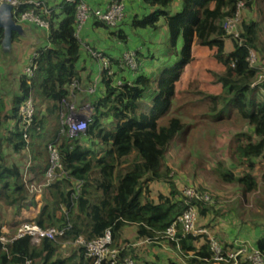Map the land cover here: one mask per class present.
<instances>
[{
  "label": "trees",
  "instance_id": "trees-1",
  "mask_svg": "<svg viewBox=\"0 0 264 264\" xmlns=\"http://www.w3.org/2000/svg\"><path fill=\"white\" fill-rule=\"evenodd\" d=\"M51 1L44 2L50 9L45 18L48 36L46 45L37 49L33 77L21 76L16 92L0 97V223L13 232L23 223H33L41 229L56 228L64 233L55 241L41 239L33 244L25 236L0 244V264H92L83 248L74 246L64 255L61 246L79 237L93 241L106 231L110 232L111 246L120 249V258L130 256L138 262V255L125 248L129 245L126 241H121L126 226L136 227L138 239L167 241L177 247L185 264H213L207 236L193 237L178 223L173 238L166 236V230L177 222L187 204L197 208L199 219L205 220L201 227L209 229L218 221L221 225L228 213L250 219L255 228L254 248L264 256V171L259 177L254 173L264 162V82L254 84L259 69L249 68L246 61L251 50L257 54V68L264 67V41L260 39L258 23L244 17L239 39L227 36L223 29L238 3L249 11L255 0H140L149 12L137 11L128 16L125 9V19L114 29L91 17L88 23L106 30L117 42V54L112 57L102 52L111 63L113 75L101 74L96 92L78 99L80 103L88 101L93 108L91 122L78 138H70L61 125L60 102L70 103L71 93H79L72 84L83 89L93 82L96 71L85 65L83 53L89 59L90 55L75 37L76 4ZM174 3L179 8L171 14L169 9ZM31 9L29 4L18 7L19 12ZM161 20L167 30L165 48L171 58L167 67L156 69L157 75L154 70L147 76L142 67L145 44L141 40L132 46L129 39L131 35L138 38L141 31L155 33ZM16 38L14 33L12 42ZM227 39L230 50L225 48ZM193 46L214 50L215 60L224 69L213 75L219 94H204V100L212 102L219 118L205 114L201 118H213L220 122L218 128L222 125L234 132V146L229 149L231 168L218 160L209 170L221 183L238 186L239 194L229 203L208 192L210 203H187L173 182L175 174L166 165L170 143L177 134L192 127L175 115L166 122L161 120L175 101V87L184 67L192 61ZM124 49H136L138 71L131 73L121 66ZM116 80H121L122 86L117 87ZM187 89L197 98L202 94L195 83ZM1 91L0 84V95ZM29 97L34 113L26 141L19 111ZM48 144H54L64 175L43 188L41 199L35 201L26 188L21 168L7 163L3 149L9 148L15 154L27 150L34 163L28 170L29 181L36 183L43 180L49 166ZM237 170L240 171L235 174ZM160 182L167 186V194L153 197L150 186ZM36 209L32 218H23ZM200 239L203 243L196 246ZM218 244L223 256L231 253L227 243Z\"/></svg>",
  "mask_w": 264,
  "mask_h": 264
},
{
  "label": "built area",
  "instance_id": "built-area-1",
  "mask_svg": "<svg viewBox=\"0 0 264 264\" xmlns=\"http://www.w3.org/2000/svg\"><path fill=\"white\" fill-rule=\"evenodd\" d=\"M67 2L76 4V16H75V37L77 39L80 32L82 31L85 24L91 19V17L96 18L98 21L104 23L109 28H117L121 25L125 19V0H111L109 4L102 9L91 8L86 0H66ZM6 3L12 6V19L15 24L18 25H31L37 29L44 30L48 32V22L45 19L50 15V9L45 5L44 2L28 0L24 2H19L17 0H0V4ZM22 4H29L33 6V9L27 12H19L18 7ZM245 10L243 3H238L236 6V11L234 15L225 20L223 23V29L227 36L232 39H239L240 36V25L243 20L242 13ZM136 50H127L122 53V64L123 68H127L131 73L138 71L139 64L136 61ZM138 51V50H137ZM89 55L97 62V76L92 82V85L86 89L81 90L72 84V89H77L81 94H86L91 96L97 90L98 81L101 74H106L107 76L113 75V70L111 68V63L109 60L100 52H95L88 50ZM38 53L35 52L30 58L27 67L24 69L22 76L27 78H32L33 73L36 69L35 59ZM249 68L259 69L258 75L255 81V85H259L264 82V67L257 68V57L256 54L249 50L246 59ZM123 82L121 80H116L115 85L117 87L122 86ZM71 98H75V93H71ZM70 98V99H71ZM77 101H79L77 99ZM33 100L29 97L24 105L19 111V115L24 124L23 127V138L27 141L26 130L30 126L34 107ZM70 101L67 102L62 100L60 102L61 111L59 113V121L62 126L67 129V135L70 138H78L84 135L87 125L91 122L93 115V108L88 104L79 105ZM48 163L49 166L44 172L43 181L38 187L32 184H25L26 188L31 196H37L43 188L51 185L57 179H61L64 175L61 171V166L59 163L58 152L54 144H48L47 146ZM182 196L187 200H196L198 202L210 203V195L206 192H201L199 189L194 187H188L182 191ZM199 213L194 205L187 204L186 209L182 215L177 219V222L172 224L166 230V236L168 239H172L176 232L177 223L182 226L185 233L191 234L193 237L196 236H207L210 244L211 251L213 252L212 260L213 264H239L241 260L239 257H243L244 250L239 246L234 252L229 253L227 256H223V251L216 242V240L210 236L205 228H200L197 225V220ZM64 230H58L56 228L41 229L33 223H23L16 230L15 234L10 236V231L8 228L0 224V244L5 245L13 240L20 239L22 237H30L33 244H37L41 239H48L50 241H55L57 238L62 237ZM67 245H73L75 247H81L85 250L86 257L92 260V264H138L130 256L120 258V249L112 247V241L110 232L106 231L104 236L97 238L93 241H85L83 238L79 237L72 242H66ZM131 248L132 246L125 245V248ZM129 250V249H128ZM243 264H264V256H262L256 249H251L250 254L242 259ZM25 264H31L30 261H26Z\"/></svg>",
  "mask_w": 264,
  "mask_h": 264
},
{
  "label": "rangeland",
  "instance_id": "rangeland-1",
  "mask_svg": "<svg viewBox=\"0 0 264 264\" xmlns=\"http://www.w3.org/2000/svg\"><path fill=\"white\" fill-rule=\"evenodd\" d=\"M33 1H40V0H33ZM42 2H45V0ZM245 17H246L245 19L248 20V17L247 16ZM158 26L159 27L156 30L155 34L158 37V39H161L160 46L166 47V39L163 38L165 30H163V28L160 29L162 27L161 22L159 23ZM258 26H259L258 29H259L260 39L264 41V23H260L258 24ZM39 36H41V34H39ZM92 40L93 38H91V41ZM12 54L8 56L7 53L3 57L7 58L5 60H9V62L11 63L12 61H14V55ZM170 58L171 55L170 53L167 52V55L164 57V63L162 64V66H160V69L167 67L166 63L167 60ZM0 69H1V64H0ZM8 72H9V76H6L8 80L6 79L5 82H0L1 85H3V83H6V81L9 82L11 79L16 78L15 76L20 71L16 66L15 68H12ZM157 74H158V70H156L155 72V75ZM1 81H4L2 79V76H1ZM186 81L187 80L185 79L183 81H179L176 84L175 96H174L175 101L171 106L167 115L162 118L161 122H166L167 119H169V117H173L175 115L176 117L177 116L181 117L182 120H184V122L187 123V125L190 124L192 125V127H189L185 131L177 134L174 140L170 143L169 151L166 155V165L175 174L173 182L181 194L184 189L188 187H194L200 190L202 189L206 193L208 192L209 194L218 196L222 200L225 201L227 200V203H229V201L231 200L233 201L234 198L237 197V195L239 194L238 186L234 184L221 183L220 180L216 179L214 176L210 174L209 170L212 167L216 166V161L218 160L225 162L227 164V168L230 167L231 161L229 159V149L230 146H234V141L232 136L234 134V132L232 133L233 129L230 130L229 127L222 128V125L221 128H218L220 122L213 121V118H207V119L201 118V116H203L202 114H205L208 117L216 116V118H219L217 114L219 112H217V109H214V106L212 107L211 101H208V99L204 100V94L206 95L207 92L203 91L202 87H198L197 85L198 91L202 93L201 95H199V98H197L196 95H192L191 93H188L190 90L186 92L188 90L187 89L188 83L184 85ZM89 85L91 86L92 83ZM4 94L5 92L1 93L0 97H3ZM10 94L11 92L8 95ZM211 94L214 95L219 94L218 87H216L215 92ZM81 95H83L81 94V92L75 93V98H71L70 101L75 104L77 103L79 105L88 104L90 107H92L88 101H85L83 103L77 101V99L80 98ZM194 101L196 102V104H194ZM174 111H177L178 113ZM225 111L228 112L229 109H226ZM231 112L235 114L233 110ZM223 115L225 116L226 114L223 113ZM224 119L225 121H229V118L228 119L224 118ZM224 122L221 123L223 124ZM239 129L240 128H237V130ZM216 133L217 136L215 137ZM3 156L8 164L14 163L18 165L20 168H22L21 171L23 174L25 184L28 183L32 184L29 181L28 170L30 167L33 166L34 163L32 162L29 154L27 153V150H24L21 154H15L11 149L4 148ZM239 171L240 170L234 172L235 174H238ZM263 171H264V162L259 165V167L255 170L254 173L256 177H259L260 176L259 174ZM42 181L43 180L33 184L36 187H38L40 183H42ZM150 188L152 194H154L153 197H155L157 194L161 192L164 193L167 190V186L161 182L152 184ZM41 194L42 191L37 196H34V199L35 200L37 199L39 201L41 199ZM252 209L254 210V207H252ZM1 212H3V208L1 209ZM241 218L242 217L236 218V215H230L228 213L227 216L222 219L221 221L222 224L220 225L218 221L217 224H215L211 228V230L214 234V236L212 237L216 240V242H218L219 239H223V238L227 239L228 242H231V240H233L236 246H239L241 249L244 250L243 258H245L250 254V250H251L250 246L253 245V242L256 240V236L253 233L255 228L252 224V221H250V219H247L246 217L242 219ZM204 222L205 220H200L198 217L197 224L201 225ZM2 225L6 226L5 224ZM256 234L257 236L260 235L258 231H256ZM237 238L239 239L236 240ZM61 247L64 250L62 254L66 255L74 246L72 244L67 245L64 243L62 244Z\"/></svg>",
  "mask_w": 264,
  "mask_h": 264
},
{
  "label": "crops",
  "instance_id": "crops-1",
  "mask_svg": "<svg viewBox=\"0 0 264 264\" xmlns=\"http://www.w3.org/2000/svg\"><path fill=\"white\" fill-rule=\"evenodd\" d=\"M53 1L58 2L60 0H52L51 2ZM86 1L87 4L88 5L90 4L94 9L105 8L110 2V0H86ZM262 2H264V0H255L254 6H252L251 10L248 11L247 9H245L242 13L244 19L246 18L245 16H247L249 21L251 20L257 22L258 24L264 23V3ZM178 8H179L178 3H174L170 7L169 11L172 14L176 12ZM125 9L127 11L128 16L132 15L133 13H136L137 11H139L140 13L149 12L148 9H145L143 7L140 0H125ZM160 22L162 23V27L160 29L163 28V30H165L163 38L166 39L167 37L166 27L164 26L162 20ZM21 27H22V33L16 34L17 38L12 42L11 51L8 53V56L14 53L12 54L14 55V61L10 63L9 60H5L7 58L3 56H5L7 53L2 52L0 45V60H1L0 80H1V76L3 80H6L7 79L6 76H9L8 71L11 70L12 68H15L16 66L20 71L15 76L16 78L11 79L8 83L7 82L3 83L1 92H5L4 94L5 98L10 92L11 93L16 92L19 79L22 76L24 69L27 67L30 58L35 52H37L38 48L44 47L46 45L48 32L26 24H23ZM80 33L81 34L80 36H78V38L84 50L87 51L90 49L95 52H100L103 55L105 53V54H110V56L112 57L116 56L117 48L115 47L117 46V42H115L114 39L108 36V32L106 30L95 27L92 25V23L87 22L85 24V27H83L82 32ZM39 34H41V36H39ZM137 34L139 36L138 38H135L133 35H131V38L129 39V43H131L133 46L135 44H139L141 40L144 42L145 45L142 50L146 57H144L142 61L143 62L142 67L144 74L148 76L151 75V73H153L154 70L160 69V66H162V64L164 63V57L167 55V50L165 47L160 46L161 39H158L155 33L148 30V31L138 32ZM91 38H93L92 41ZM225 48L227 50L231 49V43L228 39L225 41ZM121 49H123L122 46ZM125 51L127 50L124 49L123 52ZM213 54H214V50H210L208 48L199 47V46H193L192 54H191L192 61L187 66L184 67L180 81L186 79L187 81L185 82L184 85L188 83L187 87L189 86L190 83H195L198 85V87H202L203 91H206L207 93L211 94L215 92L217 86L215 85V80L213 75L214 73L216 74L222 72L224 69L215 60ZM83 55L86 58L85 65L90 67V70L91 68L94 67L93 69L96 71V76H97V69H98L97 62L91 56L89 59V57L85 53H83ZM93 69L91 70L92 72H94ZM85 73L87 74V72ZM96 76H92V79L93 78L95 79ZM0 82H4V81H0ZM89 86L90 85L88 84L87 86H84L83 89L88 88ZM162 194L166 195L167 190ZM153 195L154 194H152V196ZM35 201L38 200L36 199ZM36 212L37 209L34 210L32 213L27 212L24 214L23 218H32L36 214ZM198 227L205 228V227H201V225L199 224ZM7 228L12 235L15 234L17 230L15 229L13 232L8 226ZM205 229L207 230L210 236H214L211 229L209 228H205ZM238 239L239 238H237L236 240ZM121 241H126L128 244L132 245V247H135L132 248V250L134 251V253L138 255V260H139L138 264H185L184 259L181 256L179 249L177 247L170 246L167 241L155 242V241H149L147 239H138L136 237L135 226H126L123 228L121 232ZM219 241L222 242L223 244L227 243L231 247L229 249L230 252H234L238 247L236 246L233 240H231V242H228L227 239L223 238V239H219ZM202 243L203 240L200 239L197 242L196 246H199ZM250 247L251 249H255L254 244ZM242 259L244 258L239 257L241 263L243 261Z\"/></svg>",
  "mask_w": 264,
  "mask_h": 264
},
{
  "label": "water",
  "instance_id": "water-1",
  "mask_svg": "<svg viewBox=\"0 0 264 264\" xmlns=\"http://www.w3.org/2000/svg\"><path fill=\"white\" fill-rule=\"evenodd\" d=\"M0 30L2 31L1 50L9 53L12 46L13 34H21V25L15 24L12 19V6L6 3L0 4Z\"/></svg>",
  "mask_w": 264,
  "mask_h": 264
}]
</instances>
